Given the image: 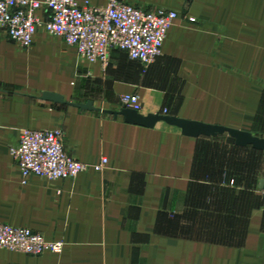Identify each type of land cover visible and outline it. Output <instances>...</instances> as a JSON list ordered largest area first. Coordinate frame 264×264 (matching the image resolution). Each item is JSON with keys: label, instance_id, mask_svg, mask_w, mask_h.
<instances>
[{"label": "crops", "instance_id": "obj_1", "mask_svg": "<svg viewBox=\"0 0 264 264\" xmlns=\"http://www.w3.org/2000/svg\"><path fill=\"white\" fill-rule=\"evenodd\" d=\"M125 1L178 13L146 70L123 50L104 70L44 30L29 48L0 30V223L65 243L38 256L0 249V264H264V150L41 98L120 110L137 93L143 114L264 137V0ZM58 128L70 155L105 168L23 183L11 146L24 129Z\"/></svg>", "mask_w": 264, "mask_h": 264}, {"label": "built area", "instance_id": "obj_2", "mask_svg": "<svg viewBox=\"0 0 264 264\" xmlns=\"http://www.w3.org/2000/svg\"><path fill=\"white\" fill-rule=\"evenodd\" d=\"M50 14L44 20L39 12ZM178 13L168 9L147 10L125 0H0V30L21 46L33 45L41 30L60 36L74 47L79 57L99 62L104 70L111 64L114 50L125 51L129 58L149 68L161 55L169 29ZM125 107L143 110L140 95L124 94ZM10 153L19 166L23 183L29 176L70 179L95 168L103 170V158L97 165L74 158L65 148L64 131L24 129ZM264 209V189H263ZM63 241H49L42 232L27 227L0 223V249L30 255L47 251L61 253Z\"/></svg>", "mask_w": 264, "mask_h": 264}, {"label": "water", "instance_id": "obj_3", "mask_svg": "<svg viewBox=\"0 0 264 264\" xmlns=\"http://www.w3.org/2000/svg\"><path fill=\"white\" fill-rule=\"evenodd\" d=\"M43 100L51 101L56 104H71L78 108L88 111H98L113 115L115 118L123 116L125 121L130 124L139 125L147 128H154L158 123L163 122L167 125L181 129L182 133L190 137H213L222 134H228L236 145L246 147L252 146L257 150H264V137L254 135L249 131H243L217 124H209L201 121L190 120L168 114H143L140 111L124 107L120 110H106L97 108L94 102L89 100L86 103L67 102L64 96L54 92H44L41 97Z\"/></svg>", "mask_w": 264, "mask_h": 264}, {"label": "rangeland", "instance_id": "obj_4", "mask_svg": "<svg viewBox=\"0 0 264 264\" xmlns=\"http://www.w3.org/2000/svg\"><path fill=\"white\" fill-rule=\"evenodd\" d=\"M50 36H56V35H53V34H50V33H48ZM60 37V36H59ZM83 59V58H82ZM264 123V122H263ZM264 126V125H263ZM263 133V132H262ZM64 140H65V138H64Z\"/></svg>", "mask_w": 264, "mask_h": 264}]
</instances>
